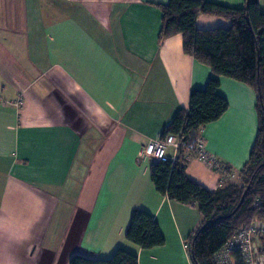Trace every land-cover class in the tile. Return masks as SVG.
Returning a JSON list of instances; mask_svg holds the SVG:
<instances>
[{"label":"crops","instance_id":"0c3cea01","mask_svg":"<svg viewBox=\"0 0 264 264\" xmlns=\"http://www.w3.org/2000/svg\"><path fill=\"white\" fill-rule=\"evenodd\" d=\"M169 1L0 0V264L108 259L118 248L139 264H192L187 239L202 221L198 207L157 191L143 148L215 75L184 52L181 35L160 41ZM230 23L197 19L200 29ZM219 79L229 108L199 139L238 175L256 140L258 95ZM186 173L220 187L219 173L194 153ZM134 209L154 217L163 245L127 240Z\"/></svg>","mask_w":264,"mask_h":264},{"label":"trees","instance_id":"16d2710c","mask_svg":"<svg viewBox=\"0 0 264 264\" xmlns=\"http://www.w3.org/2000/svg\"><path fill=\"white\" fill-rule=\"evenodd\" d=\"M161 9L160 41L181 35L184 52L209 66L215 77L204 89L192 91L189 108L180 109L164 127L161 139L172 133L182 134L183 139L174 160L152 162L151 179L161 194L197 205L202 221L187 239L189 257L192 264H216V254L236 234L253 222L264 225V12L258 0H247L243 8L206 0H170ZM200 14L221 16L231 22L230 26L200 29ZM219 77L246 83L257 92L258 131L237 179L210 190L188 176L186 155L194 152L201 129L219 120L229 108L219 93ZM126 238L143 249L165 242L158 222L141 209L133 210ZM233 254L236 264H243L240 252ZM69 263L139 264V260L135 253L118 248L108 259L75 254Z\"/></svg>","mask_w":264,"mask_h":264},{"label":"built area","instance_id":"2783aa9c","mask_svg":"<svg viewBox=\"0 0 264 264\" xmlns=\"http://www.w3.org/2000/svg\"><path fill=\"white\" fill-rule=\"evenodd\" d=\"M21 99L16 102L20 104ZM183 139L182 134H169L165 140L159 136L157 139H151L143 148V153L152 161L172 159L177 156L178 150ZM169 148L175 149V154H168ZM193 153L203 161L206 166L220 175V186L237 176L234 169L230 168L221 158L212 154L204 148V140L199 139L194 152L186 155V160L191 159ZM264 236V225L253 222L250 226L244 228L216 254V264H236L234 252L238 251L243 259V264H264V253L261 238Z\"/></svg>","mask_w":264,"mask_h":264},{"label":"rangeland","instance_id":"374dc122","mask_svg":"<svg viewBox=\"0 0 264 264\" xmlns=\"http://www.w3.org/2000/svg\"><path fill=\"white\" fill-rule=\"evenodd\" d=\"M264 237V236H263ZM262 242V248L264 249V238H261V241H260V243Z\"/></svg>","mask_w":264,"mask_h":264}]
</instances>
